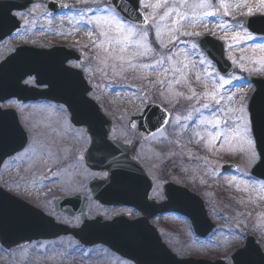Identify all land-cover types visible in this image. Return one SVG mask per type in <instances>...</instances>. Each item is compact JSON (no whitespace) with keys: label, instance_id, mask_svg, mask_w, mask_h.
<instances>
[{"label":"rangeland","instance_id":"rangeland-1","mask_svg":"<svg viewBox=\"0 0 264 264\" xmlns=\"http://www.w3.org/2000/svg\"><path fill=\"white\" fill-rule=\"evenodd\" d=\"M46 1L39 0L40 3L30 10L15 13L23 27L11 39L0 44V56L12 52L14 44L21 42L46 48L54 44L83 45L89 51L91 43L94 44L90 57L86 52L80 63L71 64L83 70L93 87L90 96L111 118V137L133 146L137 136L135 128L126 125L128 117L140 113L148 103L164 107L170 121L167 130L162 133L163 137L160 135L157 140L160 145L155 150L156 165L150 161L152 152L149 148L136 147L134 155L142 163L145 161L156 179L164 178L188 185L189 190L203 199L207 215L215 224L207 239L200 240L193 235L189 222L184 218L169 215L154 220L153 224L159 229L166 245L180 257L220 258L230 263L231 253L252 234L264 252V183L250 176L253 166L250 163L251 150L248 137L243 133L248 118L247 105L254 90L250 78H264V64L259 62L264 57V51L258 47L260 38L250 34L242 24L245 16L264 14V0H208L211 7L205 9L191 7L200 0H166V4L165 0H143L142 6L150 24L139 30L148 33L142 42L147 47L123 45L126 49L124 60L104 52L105 48L114 52L113 44L99 35L94 24L85 26L86 19L94 20L103 13L107 0H55L60 5L69 3L67 10L57 16L47 11ZM157 3L162 6L151 7ZM168 8L174 11L160 20L159 17L164 16ZM89 9L95 16L84 13ZM206 11H213L215 15H200ZM180 15H184L182 21H179ZM173 20L179 22L173 25ZM221 23L227 27L221 28ZM172 29L174 31L170 32ZM103 30L110 36L119 35L109 26H104ZM245 33L251 39H241L238 43L232 40L233 35L244 36ZM172 35H175V40ZM202 35L222 41L225 56L233 65L232 73L227 78L223 77L229 81L223 88L219 87L222 77L203 51L197 46L194 52L190 47ZM134 39L140 37L135 36ZM162 43L166 47H161ZM120 47L115 45V54H119ZM141 52L146 54L140 55ZM201 54L206 58L203 65L199 62ZM177 80L179 83L175 82ZM169 81L172 83L169 84ZM212 92L218 93L217 98L223 97L221 108L234 110L231 114L219 113V126L201 123L202 119L212 118V108H215L210 97ZM209 102L212 108L202 107ZM241 108L245 109L243 113L239 111ZM22 112L25 117L23 109ZM30 113L34 122L38 120L37 135L31 138L24 153L6 162L0 172V186L52 216L56 222L78 227L82 217L57 214L53 201L58 196L71 193L89 194L86 184L93 173L75 158L87 147L88 139L70 125L62 107L40 103L31 108ZM229 115L233 119L225 127ZM241 115L245 118L243 123L234 119ZM216 131H220L221 136L211 140L207 133ZM236 131L240 134L235 135ZM230 161L236 166L234 171L221 173L220 165ZM171 162L176 171L167 169ZM97 214L105 218L136 215L131 209L103 208L91 201L86 217L89 219ZM0 264L131 263L104 247L83 248L72 237H60L24 244L8 251L0 247Z\"/></svg>","mask_w":264,"mask_h":264},{"label":"water","instance_id":"water-1","mask_svg":"<svg viewBox=\"0 0 264 264\" xmlns=\"http://www.w3.org/2000/svg\"><path fill=\"white\" fill-rule=\"evenodd\" d=\"M34 1L0 0V41L19 27L18 20L11 12L26 9ZM109 2L112 5V0ZM119 3L127 10L128 16L137 15L130 6V3L135 4L139 9L136 0H119ZM48 8L53 12L61 9L54 3H49ZM139 14L142 20L144 16L140 10ZM260 20H264V17L246 18L245 23L250 29L257 31L252 24ZM199 41L205 50L208 44L216 46V52L207 50L208 56L221 73L227 74L230 65L223 57L221 44L207 37L200 38ZM59 50L60 48L32 50L18 47L11 57L0 64V95H5L4 98L26 100V90L20 86V81L26 74L22 72L23 63L28 61L27 73L35 74L48 86L47 90L39 92L38 95L65 104L71 114L72 123L86 128L91 141L89 149L83 155L86 165L93 171L107 172V179L90 182L93 199L104 207L133 206L143 217L133 221L123 217L103 221L98 215L93 220L85 219L80 228H69L55 223L39 210L0 191L1 245L9 249L25 241L70 234L84 246L102 244L136 264H225L220 260L212 262L204 259H179L161 243L158 232L148 222L157 212H178L187 216L197 235H207L213 226L206 218L202 202L184 189L169 184L165 192L168 200L155 208L153 202L147 199L151 186L146 173L129 157L128 146L108 139L111 132L109 119L93 100L86 97L90 88L87 87L82 73L65 67L68 58L60 56ZM253 83L256 91L250 103L255 97L259 104L264 101V80L254 79ZM32 91L36 93V90ZM36 97L33 94V98ZM165 119L166 114L162 109L150 105L141 115L131 117L130 121L138 120V131L148 135L161 127ZM25 141L26 137L14 118L9 133L0 137V164L5 157L19 151ZM256 149L258 152L264 151V137L259 139ZM261 173H264V165L256 168L255 172L252 171L254 176L264 179ZM87 203L85 197L72 196L57 199L55 209L59 213L77 216L86 213ZM231 259L233 264H264V255L250 238L244 247L232 254Z\"/></svg>","mask_w":264,"mask_h":264},{"label":"snow or ice","instance_id":"snow-or-ice-1","mask_svg":"<svg viewBox=\"0 0 264 264\" xmlns=\"http://www.w3.org/2000/svg\"><path fill=\"white\" fill-rule=\"evenodd\" d=\"M137 4H141L143 0H136ZM166 4V0H165ZM130 6L133 9V12L136 13L137 15L135 17L128 16L126 14V9L120 5L119 0H112V6L111 7H105L103 9V13L101 15H98L95 17V19H86L85 20V26H91L95 25L96 29L99 30V35L101 37H104L108 43L113 44L114 47V52H109L107 48L104 49L105 53H108L109 56H113L115 59H120L124 60L125 57L123 53L126 51V49L123 47V45L127 44H140L143 47H147L146 44H143L142 42L144 39L147 37L148 33L146 31L141 32L139 30V25L140 24H147L148 23V18L144 17L142 20L139 18V9L136 7L135 4H131ZM162 5L160 3L151 5L153 8H160ZM191 7L193 9L199 8V9H205L211 7V5L208 3V0H200L199 3L192 4ZM225 12H227V6L225 5ZM91 11V9H89ZM173 8H168L167 11L165 12L164 16H160V20H164L165 17L173 12ZM251 9H249V13H251ZM193 15H196L195 12H193ZM201 16H214L215 12L213 11H206L203 13H200ZM184 19V15L179 16V21H182ZM179 21L173 20V25H176ZM104 26H109L110 28L114 29L116 33H118V36H110L107 31H104L103 28ZM221 28L227 27L226 24L221 23L220 24ZM174 31V29L170 30ZM157 35H159V31L157 32ZM182 35H191V33H182ZM135 36H139L140 39H134ZM172 39L175 40L176 37L175 35H172ZM221 39H226V37H222ZM241 39H251V36L245 33L244 36H240L239 34H235L232 37V40L235 42H239ZM115 45H121L119 48V54H115ZM161 47H166L165 44H161ZM190 47L193 49L195 52L197 48V44L193 43L190 45ZM261 51H264V45L258 46ZM146 53L141 52L140 55H145ZM185 56L187 54L185 53ZM171 59V57H169ZM243 59V57H241ZM200 64L203 65L206 62V58L203 57L201 54V59H200ZM259 62L261 64H264V57H261ZM162 63V61H161ZM185 67H187V64H185ZM167 72V70H165ZM176 71H180V69H176ZM207 72V70H206ZM176 83H179V80L175 81ZM172 82L169 81V84ZM229 83L227 79H221V82L219 84L220 88H223L225 84ZM195 96V93H193ZM218 93L212 92L210 94L211 101H214L215 108H212L211 102L209 103H204L202 105L203 108H212V118L211 119H202L201 123L204 124H215L219 126L221 124V117L219 113L227 112L229 114L233 113V109H223L220 107L223 97L217 98ZM231 99V97H229ZM241 113L245 111L244 108H241L239 110ZM247 111L249 112V116L247 118V122L244 123L243 127V133L245 136L248 137L247 143L249 145V148L251 150V157H250V163L253 165L252 171L255 172L256 168L260 167L261 165H264V151L257 152L256 147L258 145L259 139L261 137H264V101L259 102L257 104L255 97H253L252 102L249 104ZM191 119V117H189ZM233 119L232 115H229L226 117L225 121V127H227V122L231 121ZM234 119L236 121H239L241 123L244 122L245 118L241 116H235ZM239 127V125H238ZM231 131V129H229ZM235 135H239V131H236L234 133ZM208 137L211 140H215L221 136L220 131L216 132H208L207 133ZM261 176H264V173H261ZM2 226V225H0Z\"/></svg>","mask_w":264,"mask_h":264},{"label":"flooded vegetation","instance_id":"flooded-vegetation-1","mask_svg":"<svg viewBox=\"0 0 264 264\" xmlns=\"http://www.w3.org/2000/svg\"><path fill=\"white\" fill-rule=\"evenodd\" d=\"M6 57V55H1L0 56V62ZM34 80L33 78H25L23 80V84L27 85V86H32ZM28 106L30 105L29 103H26V104H22L21 102H18L16 101L15 99H10L8 101H4V102H0V110L2 111H6V110H14L16 112V115L18 116L19 118V121L23 122L22 120V116H23V112H22V109L25 107V106ZM32 105V104H31ZM6 115V114H5ZM7 121V120H6ZM5 121V122H6ZM9 122V121H8ZM21 122V124H22ZM3 125V124H2ZM24 125V124H23ZM25 127V126H24ZM27 127V126H26ZM25 127V129L28 131V129Z\"/></svg>","mask_w":264,"mask_h":264}]
</instances>
